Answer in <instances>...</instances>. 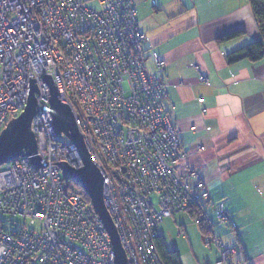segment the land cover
<instances>
[{"label": "built area", "instance_id": "obj_1", "mask_svg": "<svg viewBox=\"0 0 264 264\" xmlns=\"http://www.w3.org/2000/svg\"><path fill=\"white\" fill-rule=\"evenodd\" d=\"M93 1L0 0V133L25 109L35 81L40 109L31 130L41 159V167L30 157L0 166V264H114L109 233L83 189L69 188L58 164L44 166L83 167L76 146L56 135L44 109L51 96L45 74L72 109L104 176V202L130 264H164L156 247L159 226L193 206L210 230L206 247L219 252L215 264H246L234 263L236 248L214 233L199 172L177 169L185 153L165 108L168 84L146 65L136 0ZM200 79L209 84L205 75ZM217 217L230 222L222 206Z\"/></svg>", "mask_w": 264, "mask_h": 264}, {"label": "crops", "instance_id": "obj_2", "mask_svg": "<svg viewBox=\"0 0 264 264\" xmlns=\"http://www.w3.org/2000/svg\"><path fill=\"white\" fill-rule=\"evenodd\" d=\"M136 2L137 21L147 37L146 65L168 84L165 108L185 153L177 169L182 175L197 170L205 181L210 193L205 211L224 245L236 248L232 261L264 264V58L234 64L226 58L234 50L262 39L250 1ZM238 30L242 31L240 36L218 40ZM159 60L165 63L164 70L157 67ZM201 74L209 84L201 82ZM200 98H204L203 103ZM243 198L260 220L259 230L250 227L246 235L231 232L216 219L222 206L238 225L235 211ZM191 209L180 212H186L191 220L180 213L166 217L164 223L171 221L172 225L163 229L160 224L161 236L168 247L178 251L182 264H215L219 252L203 244L206 235ZM193 225L201 233V238L194 237L196 241L187 229ZM171 228L179 237L175 238ZM186 239L196 258L188 263L179 245Z\"/></svg>", "mask_w": 264, "mask_h": 264}, {"label": "water", "instance_id": "obj_3", "mask_svg": "<svg viewBox=\"0 0 264 264\" xmlns=\"http://www.w3.org/2000/svg\"><path fill=\"white\" fill-rule=\"evenodd\" d=\"M43 79L46 80L51 94L48 96L49 108L44 106V109H48L52 115L54 131L56 135L65 134L72 141L83 162V167L78 169L66 161H46L44 166L58 164L64 178L83 189L91 201L95 214L109 233L114 264H130L119 232L104 202V176L85 146L83 134L78 129L72 109L67 103L60 101L57 85L54 84L51 74H45ZM37 90L36 82L33 81L27 106L18 116L11 118L0 133V166L19 157H30L36 166L41 167L37 139L31 130L32 120L40 109L35 95Z\"/></svg>", "mask_w": 264, "mask_h": 264}, {"label": "trees", "instance_id": "obj_4", "mask_svg": "<svg viewBox=\"0 0 264 264\" xmlns=\"http://www.w3.org/2000/svg\"><path fill=\"white\" fill-rule=\"evenodd\" d=\"M254 18L258 24L259 30L262 35L261 40H255L250 42L247 45H244L233 52L227 54L226 58L229 64H234L240 62L242 60H249L251 62H258L264 58V0H249ZM242 34V31H234L232 33L226 34L219 38V41H227L229 39H233ZM13 118V117H12ZM77 186L76 183L69 181L68 187ZM85 198L90 201L89 197L84 193ZM193 209L190 210V213L194 219L199 223L201 230L205 235H207L209 231V227L205 222L199 220L200 210L196 207H191ZM217 214V213H216ZM156 247L157 250L164 262V264H182L180 255L175 248H170L166 245L163 236H159L156 238Z\"/></svg>", "mask_w": 264, "mask_h": 264}, {"label": "rangeland", "instance_id": "obj_5", "mask_svg": "<svg viewBox=\"0 0 264 264\" xmlns=\"http://www.w3.org/2000/svg\"><path fill=\"white\" fill-rule=\"evenodd\" d=\"M88 3L90 5H95V2L93 0H88ZM234 202H236V201H234ZM239 202H240V204L237 206V209L235 211V217L237 218V220L239 222L238 223L239 226L234 222V220L232 218H230V222L228 224H224L223 226L226 228H229L231 230V232H235L238 234L243 233L244 235L248 234L250 229L253 227L256 228L255 231H258L259 227H260V226H258V222L260 220L258 219V215H257L256 211L253 210V207L249 204V202L247 200H244V198ZM222 203L223 202H220V204H222ZM180 214L185 216L188 220L190 219L189 215L186 212L180 213ZM180 214L177 213V214H175V216L180 215ZM216 219L218 221V217H216ZM4 220L22 222V219L19 216H5ZM164 220L161 222V227L163 229H166V227H169V229H170V226L172 225L171 221H167L166 223H164ZM263 220H264V218H263ZM240 225H241V227H240ZM175 227L177 229V225H175ZM36 229H39V228H36ZM187 229H189V232L193 238L194 237L197 239L199 237L201 238V233H200L198 226L193 225L192 227H189ZM171 232H173L175 234V238H176V236L179 237V234L177 235V231H175L173 228H171ZM209 233H210V230L208 231L207 234H209ZM178 240H180V239H178ZM195 241H196V239H195ZM202 242L205 245V237L204 238L202 237ZM179 243H180L179 245L183 246L182 250L184 252V254H183L184 255V261H186V263H188L190 261L191 262L194 261L196 258L194 256L195 252L191 248V242L186 239L185 241H181Z\"/></svg>", "mask_w": 264, "mask_h": 264}]
</instances>
